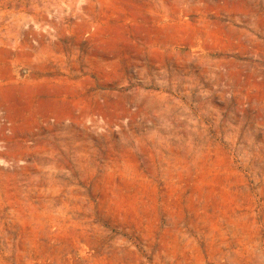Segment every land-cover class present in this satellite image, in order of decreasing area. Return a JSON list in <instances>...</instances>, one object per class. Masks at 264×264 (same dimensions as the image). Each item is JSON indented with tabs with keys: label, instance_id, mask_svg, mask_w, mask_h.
Returning a JSON list of instances; mask_svg holds the SVG:
<instances>
[{
	"label": "rangeland",
	"instance_id": "obj_1",
	"mask_svg": "<svg viewBox=\"0 0 264 264\" xmlns=\"http://www.w3.org/2000/svg\"><path fill=\"white\" fill-rule=\"evenodd\" d=\"M0 264H264V0H0Z\"/></svg>",
	"mask_w": 264,
	"mask_h": 264
}]
</instances>
